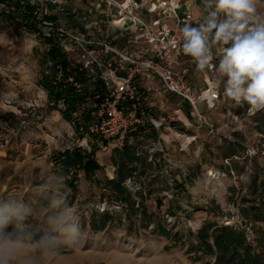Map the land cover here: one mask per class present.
<instances>
[{
  "label": "rangeland",
  "instance_id": "374dc122",
  "mask_svg": "<svg viewBox=\"0 0 264 264\" xmlns=\"http://www.w3.org/2000/svg\"><path fill=\"white\" fill-rule=\"evenodd\" d=\"M33 2L41 18L44 5ZM46 48L38 34L23 25L21 16L5 13L0 3V200L30 207L28 223L35 229L46 225L53 199L69 203L81 224L76 244L45 253L40 264H213L214 257L189 250L204 220L244 227L250 239L254 226L264 233V223L252 224L241 212L255 197L249 182L258 169L260 181L264 180V133L256 128L262 110L249 107L235 113L244 104L227 97L223 86L221 100L211 112L214 131H189L196 138L185 148L166 131L160 140L163 152L150 146L159 138L154 133L122 148L114 141L84 142L62 117L60 103L53 109L41 86ZM168 105L173 107V101ZM198 105L204 109L203 103ZM230 142L242 150L225 158ZM94 144L99 170L93 175L78 171L76 186L70 188L54 158L73 147L89 151ZM116 150L122 157L128 153L138 158L135 171L123 183L132 194L134 212L106 185V179L115 177L120 159ZM140 202L150 217L148 224L142 219ZM104 211L114 220L103 230L92 229L90 219H98ZM157 223L180 233V242L157 233Z\"/></svg>",
  "mask_w": 264,
  "mask_h": 264
},
{
  "label": "built area",
  "instance_id": "2783aa9c",
  "mask_svg": "<svg viewBox=\"0 0 264 264\" xmlns=\"http://www.w3.org/2000/svg\"><path fill=\"white\" fill-rule=\"evenodd\" d=\"M197 1L202 0H91L90 10L71 23L57 17L42 20V34H52L61 52L102 88L95 95L98 102L88 96L71 111L70 124L84 142L114 141L122 148L154 133L159 138L150 146L163 152L164 131L181 149L196 138L189 131H214L211 112L221 100L223 80L214 67L198 70L182 52L181 29L197 26L206 15L204 10L195 16ZM43 2L49 6L61 3ZM2 7L15 15L13 5L2 3ZM51 12L44 8V15ZM216 47H212L213 65L218 63ZM171 100L173 107L168 105Z\"/></svg>",
  "mask_w": 264,
  "mask_h": 264
},
{
  "label": "clouds",
  "instance_id": "9594fccd",
  "mask_svg": "<svg viewBox=\"0 0 264 264\" xmlns=\"http://www.w3.org/2000/svg\"><path fill=\"white\" fill-rule=\"evenodd\" d=\"M206 12L197 26L182 29V52L197 69L215 68L224 94L237 105L264 110V0H202ZM219 53L213 65L212 47ZM37 231L28 223L32 209L0 200V264H40L45 253L76 244L81 224L76 210L59 199Z\"/></svg>",
  "mask_w": 264,
  "mask_h": 264
},
{
  "label": "trees",
  "instance_id": "16d2710c",
  "mask_svg": "<svg viewBox=\"0 0 264 264\" xmlns=\"http://www.w3.org/2000/svg\"><path fill=\"white\" fill-rule=\"evenodd\" d=\"M0 3L13 5L16 11L15 15L22 17L23 25L27 29L36 32L47 46L45 58L42 61L43 74L40 83L43 89L47 91V96L52 103L53 109L62 101L64 108L61 109V115L67 122H70L72 118L71 111L76 110L88 96L94 102L100 100L99 97H95L96 94H101L102 92L99 83L92 80L89 81L85 77V70L73 64L61 52L52 34L50 36L42 34V20L51 19L54 21V16L43 15L38 18L36 15L37 6L30 4L26 0H0ZM60 71L61 75L58 76ZM68 78H72V81H68ZM73 82L79 84L80 87L76 88ZM248 108L249 106L244 104L242 109L237 108L234 112L241 114ZM259 114L262 116L256 128L258 132L264 133V110L260 111ZM102 143L105 145L107 141L103 140ZM228 144L229 148L224 153L225 158H231L241 152L242 149L234 147L233 143L230 142ZM97 150L98 147L94 144L89 151L81 147H73L65 149L56 155L54 160L59 174L67 178V184L70 188L74 189L76 186L75 181L78 171H82L85 175H93L99 170L100 166L95 158ZM116 153L120 159L119 163H116L115 177L106 179V185L121 202L127 204L131 212H134L136 209L132 194L123 183L135 171V164L138 158L128 153H125L124 157H122L118 150H116ZM115 159L116 157H114V161ZM140 162L144 163L142 160ZM261 174V169H258L251 177L249 187L255 197L248 199L247 201H250V204L241 209L248 222L252 224L264 223V180L260 181ZM69 175L72 177H69ZM177 186L179 185L177 184ZM157 202V205L160 206L161 200ZM139 204L141 205L140 213L142 214V219H148V224L150 217L146 215L142 202ZM208 211L214 212V209L210 208ZM169 212L173 215L172 211ZM114 218L110 212L104 211L99 215L98 219L93 216L89 224L94 230H103ZM35 230L37 233L41 231L40 229ZM154 230L174 243L180 242L182 238L180 233L173 232L159 223L155 224ZM253 233L254 238L250 239L244 227L219 223L216 220H204L195 232V240L189 243V250L201 253L204 256L214 257L213 264H264V233H262L261 229L259 230V227L256 229L255 226L253 227Z\"/></svg>",
  "mask_w": 264,
  "mask_h": 264
},
{
  "label": "crops",
  "instance_id": "0c3cea01",
  "mask_svg": "<svg viewBox=\"0 0 264 264\" xmlns=\"http://www.w3.org/2000/svg\"><path fill=\"white\" fill-rule=\"evenodd\" d=\"M33 2L34 0H28ZM38 3H42V0H36ZM61 3L58 5H47L43 2L44 8L51 9L52 16L57 17L60 22L71 23L79 14H85L90 10L91 0H59ZM40 3V4H41ZM195 16L200 17L204 9L202 7V1H197L194 7Z\"/></svg>",
  "mask_w": 264,
  "mask_h": 264
}]
</instances>
